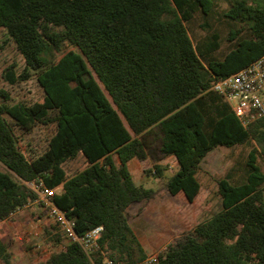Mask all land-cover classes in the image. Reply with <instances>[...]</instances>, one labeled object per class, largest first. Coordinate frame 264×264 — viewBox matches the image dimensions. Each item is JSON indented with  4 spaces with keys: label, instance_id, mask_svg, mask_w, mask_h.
I'll list each match as a JSON object with an SVG mask.
<instances>
[{
    "label": "trees",
    "instance_id": "1",
    "mask_svg": "<svg viewBox=\"0 0 264 264\" xmlns=\"http://www.w3.org/2000/svg\"><path fill=\"white\" fill-rule=\"evenodd\" d=\"M0 0V28L25 61L5 68L9 84L35 76L43 100H16L0 89V221L32 203L26 182L60 187L54 202L84 234L104 230L90 257L74 242L38 264H132L146 256L129 222V206L156 189L135 182L134 158L153 157V173L172 195L194 201L205 186L201 167L218 146L251 144L244 162L213 176L222 207L167 245L156 264H264V120L245 127L213 81L264 55V0ZM218 15L227 29L214 31ZM201 17L208 33L195 42ZM229 50L216 52L223 44ZM73 47V48H68ZM55 53L48 60L42 53ZM54 125L41 153L29 154L20 134ZM85 168L70 172L78 157ZM173 156L170 174L161 164ZM119 157L120 163H117ZM48 229L59 244L63 234ZM0 263L13 264L0 239Z\"/></svg>",
    "mask_w": 264,
    "mask_h": 264
},
{
    "label": "rangeland",
    "instance_id": "2",
    "mask_svg": "<svg viewBox=\"0 0 264 264\" xmlns=\"http://www.w3.org/2000/svg\"><path fill=\"white\" fill-rule=\"evenodd\" d=\"M215 2L218 9H226L230 6L228 0H215ZM208 23L214 31L225 34L227 26L218 15L209 17ZM204 24L205 22L201 17H197L190 24V34L195 42L202 39L208 33V26H203ZM228 50L229 45L225 43L216 52L215 56L221 58ZM54 56L55 53L51 54L48 51L42 53L44 60H48ZM13 63L16 64L15 70L17 73L24 70L25 61L23 57L18 53L14 42L7 41L5 29L0 28V89L8 90L11 97L16 100L28 102L43 100L44 91L35 76L26 81L20 80L15 84H9L3 78L5 68ZM53 130V124L48 126L39 125L29 134H20V144L29 154L35 155L41 153ZM251 146V144L240 145L234 148L218 146L212 150L201 164L205 175V186L194 201H189L183 193L177 195L169 194L164 188V180L156 177L153 173V165L156 161L153 157L144 161L139 160L132 165V170L138 178H142L140 173L144 174V179L148 178L144 183L145 186L157 189L159 195L165 198L158 203H150L147 206V215L151 213V228L166 220V230L171 234L166 235L159 249L154 252L163 250L169 243L174 242L177 238H181L191 231L201 218L208 216L204 215V212L211 214L221 209L222 202L217 193V184L211 175H224L232 166L244 162L251 150ZM162 164L170 165V172H168L170 174L174 161L164 159L162 160ZM85 165V161L81 156L66 163V167L70 172L81 170ZM162 204L166 208L162 209ZM137 207L138 205H133L128 210L129 220L134 224L135 228H139L141 222L144 226L148 224L143 218H136ZM54 225L56 223L49 215L48 210L33 202L19 209L11 219L0 221V239L8 245L12 253L13 264H38L43 262L52 252L56 251L53 247L55 242L51 241L50 235L45 233L46 229L51 233L56 232L57 229L54 228ZM139 234L143 239V243L146 244L147 241L145 240V235L141 232V228H139Z\"/></svg>",
    "mask_w": 264,
    "mask_h": 264
},
{
    "label": "built area",
    "instance_id": "3",
    "mask_svg": "<svg viewBox=\"0 0 264 264\" xmlns=\"http://www.w3.org/2000/svg\"><path fill=\"white\" fill-rule=\"evenodd\" d=\"M211 88L224 96L243 126L247 127L255 121L264 120V55L238 72L213 81ZM26 184L36 195L33 203L48 210L63 234L61 242L53 246L56 251L64 250L69 244L76 242L91 257L100 246L99 239L104 226L97 225L84 234H79L75 229L74 220L54 202L55 188L47 186L43 179ZM17 211L12 212L11 215L13 216ZM164 250L165 248L149 253L132 264H156L160 253ZM102 264L126 263L105 257Z\"/></svg>",
    "mask_w": 264,
    "mask_h": 264
},
{
    "label": "crops",
    "instance_id": "4",
    "mask_svg": "<svg viewBox=\"0 0 264 264\" xmlns=\"http://www.w3.org/2000/svg\"><path fill=\"white\" fill-rule=\"evenodd\" d=\"M164 159H168V160L174 161V164H173L174 166L171 169L172 171L177 168V161H176V159L173 156H166ZM164 159H162V160H164ZM139 160L140 159H137V158H134V159L130 160L128 162V167H129V169H130V171H131V173L133 175V178H134L135 182L145 186L144 183L148 180V178L144 179V174L143 173H140L142 175V178H138L134 174V172L132 170V165L135 162L139 161ZM145 160H147V159H145ZM162 160L160 162L161 164H162ZM116 161H117V163H120L119 157H116ZM140 161H144V160H140ZM166 166L168 167V170L166 172H170V170H169L170 169V167H169L170 165L166 164ZM55 190L59 191L60 187H56ZM169 194H171V193H169ZM163 199H165V198L161 197L159 195L158 191H156V194L153 196V198L148 199V200H142V201L134 202L128 208V210H129L133 205H138L137 210H136V212H137L136 218L137 219H142L143 218L145 221L148 222V224H146V226H144V224L142 222H141V224H139V228H141V232L145 235V240L147 241V243L144 244L143 243V239L141 238V236L139 234V228H135L134 224H132L130 222V220H129L130 225H131L135 235L139 239L140 243L142 244V247H143L144 251L146 252V255L151 253V252L157 251L159 249L160 245H161V242L165 240L166 235H171L170 232L168 230H166V220H163V222L161 224L158 223L153 228H151V222H150L151 213L149 215H147V212H148V207L147 206L150 203H152V204L158 203V202H160V200H163ZM163 204L161 206V207H163L162 209L166 208ZM162 217H163V215H162Z\"/></svg>",
    "mask_w": 264,
    "mask_h": 264
}]
</instances>
